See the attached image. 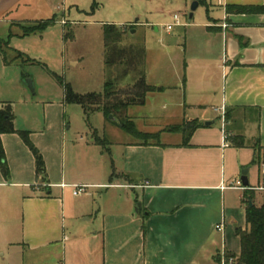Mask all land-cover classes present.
Wrapping results in <instances>:
<instances>
[{
  "label": "crops",
  "instance_id": "0c3cea01",
  "mask_svg": "<svg viewBox=\"0 0 264 264\" xmlns=\"http://www.w3.org/2000/svg\"><path fill=\"white\" fill-rule=\"evenodd\" d=\"M54 1L0 0V32L6 37L0 40L17 35L12 28L18 23L40 20L28 16ZM205 1L207 18L189 24L198 28L199 42L179 86L178 105L194 115L183 111L175 124L200 123L188 145L166 127L144 131L158 133V142L146 145L130 135L120 142L112 166L118 176L111 179L93 140L81 137L68 161L64 134L48 121L29 131L45 162L47 182L40 183L21 137L1 135L9 177L0 172V187L15 190L0 202L11 212L12 196L22 194L20 212L13 209L20 224L3 232L13 249L7 264H215L222 252L239 253L235 229L246 227L243 192L264 187V165L251 163L253 142L264 152V12L228 13L226 7L264 0ZM220 108L227 112L224 122ZM223 130L243 136L245 145L225 146ZM244 168L249 184L237 186ZM78 185L87 187L75 195Z\"/></svg>",
  "mask_w": 264,
  "mask_h": 264
},
{
  "label": "rangeland",
  "instance_id": "374dc122",
  "mask_svg": "<svg viewBox=\"0 0 264 264\" xmlns=\"http://www.w3.org/2000/svg\"><path fill=\"white\" fill-rule=\"evenodd\" d=\"M193 1L55 0L48 4L41 3L42 9L27 16L40 20L54 17V23L41 33L26 36H21L23 28H33L37 23H18L12 28L17 35L8 39V45L1 46L0 101L11 102L15 127L30 132L39 131L49 121L57 134H64L68 161L77 151L73 144L93 140L99 146L95 150L103 153L106 165L110 166L111 173L114 171L112 166H117L114 157L120 154V142L129 140L131 136L105 119L100 110L86 115L80 105L63 102V83L79 94L101 91L108 77L103 56V24L107 23L132 24L123 43L144 45L145 80L160 88L148 92L143 105L128 108V114L136 127L142 131L157 132L168 125L179 123L183 111L192 117L193 110L188 111V108L178 105L183 101L179 86L185 78L186 66L192 63V46L199 42L198 28L189 24L203 21L208 15V6L204 0L190 18ZM213 10L218 12V6L214 5ZM174 14L178 15L182 24L167 30L166 25L173 22ZM61 19L65 20L64 24ZM4 55L9 61L7 64L4 63ZM28 58L30 60L26 61ZM191 71L190 67L189 73ZM113 72L115 74L116 70ZM26 79L32 81L33 90L26 84ZM129 81V77L124 79L120 86ZM196 111L200 110L197 108ZM173 113L176 115H169ZM218 113L221 114L220 111ZM97 138L100 139L97 140L99 143L94 141ZM30 140L33 142L31 134ZM11 190L15 189L0 187V200L1 197L9 198ZM250 191L253 203L259 206L263 201L264 190ZM100 192L107 196L104 195L105 189ZM21 195L16 191L12 196L9 204L11 212L0 202V264H7L8 253L13 252L4 243L3 232L14 223L20 224L18 198ZM14 208L19 211L16 215ZM216 256L215 260L220 258V263L215 264H221L222 256Z\"/></svg>",
  "mask_w": 264,
  "mask_h": 264
},
{
  "label": "trees",
  "instance_id": "16d2710c",
  "mask_svg": "<svg viewBox=\"0 0 264 264\" xmlns=\"http://www.w3.org/2000/svg\"><path fill=\"white\" fill-rule=\"evenodd\" d=\"M197 1L199 4L204 3V0ZM226 11L228 13H263L264 3L261 5L231 4L226 7ZM54 21V17L37 20L35 21L37 24L33 28H23L21 36L35 32L41 33L53 24ZM131 26L132 24H103V56L106 75L108 77L104 81L101 91L79 94L73 92L69 85L63 83V102L65 104L76 103L80 105L86 115L90 112L100 110L105 119H108L124 132L133 136L139 143L146 145L151 141H157L158 133L138 130L134 121L128 115V108L133 105H143L147 93L158 88L148 84L145 80L144 45L138 43H123L126 38V33ZM11 36L12 33L10 32L6 40H0V52H2V44L8 45V39ZM3 59L5 64L9 62L5 55ZM27 60L30 59L28 58ZM114 70H116L115 74H113ZM128 77L130 81L126 85L120 86V83ZM226 116L227 112H225V119ZM199 125L200 123L197 120H191L180 124L168 125L165 130L180 133L182 135V145H188L191 133ZM5 133H17L21 137L34 157L36 179L40 183H46L47 173L43 156L30 140L29 131L20 130L15 127V116L10 101H0V172L7 179L9 177V168L6 163L1 141V135ZM225 133L230 144L235 147L245 145L243 136L228 135L227 132ZM97 140L100 141L98 138L94 139L96 143H99ZM103 145L104 147L106 146L105 144ZM252 148L254 150V156L251 163L260 167L264 164L263 148L258 145L257 140L253 142ZM117 176L115 172H112L110 178L113 179ZM251 194L252 192L250 190L243 192L246 203V227L245 229H235V234L239 237L240 241V251L238 254L225 252V264H229L227 260L230 257L233 259L230 264H264V195L262 203L257 206L253 203ZM215 261L220 263V258Z\"/></svg>",
  "mask_w": 264,
  "mask_h": 264
},
{
  "label": "built area",
  "instance_id": "2783aa9c",
  "mask_svg": "<svg viewBox=\"0 0 264 264\" xmlns=\"http://www.w3.org/2000/svg\"><path fill=\"white\" fill-rule=\"evenodd\" d=\"M63 23H65V21H63ZM178 24H179L178 15H177V14H174V15H173V22L167 24V25H166V29H167V30H170L173 26L178 25ZM219 111L221 112L220 116H221V118H222V122H224V120H225V111H224V108H220ZM223 132H224V145L227 146V145H229V142H228V140H227V137H226L227 135H226V133H225V130H223ZM263 165H264V164H263ZM240 185H241V183H240V181H238V182H237V186H240ZM241 186H242V185H241ZM86 187H87V186H85V185H78V186H75V189H74L73 193H74L75 195H76V194H80V193H82V192L85 191ZM243 187H244V186H243ZM260 189L264 190V187H261ZM216 229H217V230H222V226L218 225V226H216ZM224 254H225V252H222V253H221V256H222V258H221V264H225V261H226V260H225V257H224ZM232 261H233L232 257L228 258V260H227V262H228L229 264H230Z\"/></svg>",
  "mask_w": 264,
  "mask_h": 264
},
{
  "label": "water",
  "instance_id": "95a60500",
  "mask_svg": "<svg viewBox=\"0 0 264 264\" xmlns=\"http://www.w3.org/2000/svg\"><path fill=\"white\" fill-rule=\"evenodd\" d=\"M198 6V1L194 0L190 6V10L191 12L189 13V17H192V12L197 8ZM26 84L28 85V87L33 90V84L32 81L30 79H26L25 80ZM111 117V116H110ZM206 124H209V122H206ZM248 168H244L241 170V175H240V183L242 186L247 187L248 186Z\"/></svg>",
  "mask_w": 264,
  "mask_h": 264
}]
</instances>
